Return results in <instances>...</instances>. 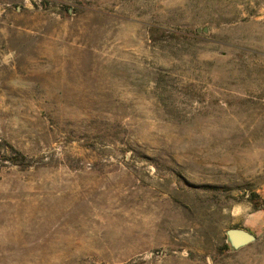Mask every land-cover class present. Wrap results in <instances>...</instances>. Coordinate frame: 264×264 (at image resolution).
Masks as SVG:
<instances>
[{
    "label": "rangeland",
    "instance_id": "1",
    "mask_svg": "<svg viewBox=\"0 0 264 264\" xmlns=\"http://www.w3.org/2000/svg\"><path fill=\"white\" fill-rule=\"evenodd\" d=\"M0 264H264V0H0Z\"/></svg>",
    "mask_w": 264,
    "mask_h": 264
},
{
    "label": "water",
    "instance_id": "2",
    "mask_svg": "<svg viewBox=\"0 0 264 264\" xmlns=\"http://www.w3.org/2000/svg\"><path fill=\"white\" fill-rule=\"evenodd\" d=\"M227 237L230 246L234 250H238L242 247H245L253 242L256 241L257 237L254 233L251 231L239 228V227H233L227 230Z\"/></svg>",
    "mask_w": 264,
    "mask_h": 264
},
{
    "label": "trees",
    "instance_id": "3",
    "mask_svg": "<svg viewBox=\"0 0 264 264\" xmlns=\"http://www.w3.org/2000/svg\"><path fill=\"white\" fill-rule=\"evenodd\" d=\"M254 196H255V195H254ZM250 200H252V202H254L253 197H252V198L250 197ZM256 207H257V206H256ZM234 227H238V226H234ZM232 228H233V227H232ZM225 249L228 250V251H229V250H232V248H231L228 244L225 245Z\"/></svg>",
    "mask_w": 264,
    "mask_h": 264
}]
</instances>
